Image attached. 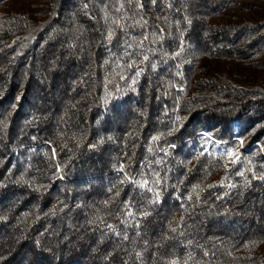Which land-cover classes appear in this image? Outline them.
<instances>
[{"label":"trees","instance_id":"16d2710c","mask_svg":"<svg viewBox=\"0 0 264 264\" xmlns=\"http://www.w3.org/2000/svg\"><path fill=\"white\" fill-rule=\"evenodd\" d=\"M0 264H264V0H0Z\"/></svg>","mask_w":264,"mask_h":264}]
</instances>
